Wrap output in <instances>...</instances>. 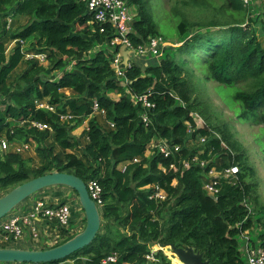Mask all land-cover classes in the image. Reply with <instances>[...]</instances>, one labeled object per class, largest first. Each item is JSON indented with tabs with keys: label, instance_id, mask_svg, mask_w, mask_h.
I'll list each match as a JSON object with an SVG mask.
<instances>
[{
	"label": "trees",
	"instance_id": "16d2710c",
	"mask_svg": "<svg viewBox=\"0 0 264 264\" xmlns=\"http://www.w3.org/2000/svg\"><path fill=\"white\" fill-rule=\"evenodd\" d=\"M125 1L137 8L128 35L135 47L164 37L150 0ZM258 3L264 0L248 5L243 0H180L194 11L172 9L178 20L177 42H171L178 43L176 50H165L160 61H130L122 77L112 66L122 48L111 45L115 30L107 24L102 33L86 1L0 0V143L33 142L41 158L36 167L21 153L0 151V193L53 171L76 175L86 184L96 180L102 187V226L94 242L43 264H102L112 254L118 256L114 264H173L161 251L157 263H148L147 255L158 244L194 247L210 264H247L238 240L245 231L264 248L258 170L232 127L214 118L209 104L197 96L195 85L202 79L220 83L228 91L224 99L237 106V118L254 120L264 134V47L257 34V26L264 30V15L248 13ZM210 10L215 20L205 16ZM10 17L28 20L10 33ZM7 38L27 46L18 43L8 51ZM29 51L45 53L46 64L25 61ZM143 95L153 108L134 100ZM94 101L103 121L114 128L103 126ZM64 115L71 118L64 120ZM197 116L205 121L202 127ZM39 122L48 128L34 126ZM85 122L89 142L83 145L73 132ZM160 145H166L169 156ZM123 163H128L124 170L119 168ZM233 166L239 167L236 183L222 181L210 195L205 188L210 172ZM159 189L165 198H151Z\"/></svg>",
	"mask_w": 264,
	"mask_h": 264
},
{
	"label": "built area",
	"instance_id": "2783aa9c",
	"mask_svg": "<svg viewBox=\"0 0 264 264\" xmlns=\"http://www.w3.org/2000/svg\"><path fill=\"white\" fill-rule=\"evenodd\" d=\"M86 1L88 5V9L90 12L94 14L95 22L101 25V32H105V25L109 24L115 30V37L111 42L112 46L122 45L126 46L128 50H131L132 53L136 57H143L147 59H156L160 61L164 56L165 50L169 47L168 43L162 37L150 38L149 41L138 47H135L133 43L130 41L128 35L132 32V22L136 18V15L133 10V6L129 5L125 0H83ZM253 0H243L245 5H248ZM262 1V0H256ZM22 45H24V41H19ZM172 44V43H170ZM31 59L39 60L41 63L46 61V54L36 53L29 55ZM130 63V62H129ZM129 65V64H128ZM113 68L116 70L119 76L124 77L123 70V60L121 54H117L112 63ZM140 101L147 108H153L155 106L154 103L149 101L148 95H143L138 97ZM38 106L41 107H49V105L40 104ZM94 113L101 112L99 111L98 104L94 101ZM102 113V112H101ZM103 114V113H102ZM64 120H69L71 118L70 115H64L62 117ZM143 120L145 123H149V115L145 114L143 116ZM39 129H47L48 126L43 124L42 122L34 123ZM160 150L165 154V156H169L170 152L166 148V145H160ZM9 145L5 139L1 140L0 143V151L3 152L8 150ZM230 170V174L233 177H229L228 174L224 175L223 171ZM239 167L233 166L228 169H225L221 172L217 173V182L212 181L210 185H205L207 192L210 195H215L219 189L217 188L219 184H221V178L227 180L231 183H236L235 174L238 173ZM210 182V181H209ZM208 182V183H209ZM207 183V184H208ZM90 196L96 202L99 209H102L104 205V200L102 198V187L99 182L96 180H91L87 184ZM161 189L157 190L156 193L151 198L159 199L165 198L159 197L158 193ZM164 192V191H163ZM250 211H252V207H249ZM47 219L49 221H53L57 223L59 226L63 228H68L72 221V208L70 204H59V205H48L43 199L36 201L29 213L24 214H12L11 216L0 221V241L7 243H17L23 240L24 233L28 228L35 233V219ZM239 240V251L245 257V261L247 264H264V248H262L257 241H252L248 232L240 234L238 237ZM162 247H154L151 249L150 253L147 255V260L153 262L156 260L157 252ZM118 256L116 254H112L106 257L102 264H114L117 262ZM17 264V263H13Z\"/></svg>",
	"mask_w": 264,
	"mask_h": 264
},
{
	"label": "rangeland",
	"instance_id": "374dc122",
	"mask_svg": "<svg viewBox=\"0 0 264 264\" xmlns=\"http://www.w3.org/2000/svg\"><path fill=\"white\" fill-rule=\"evenodd\" d=\"M253 6L254 7H252L251 9L248 8L249 14H251L254 17L256 15H264V5H259V3H258L256 5L254 4ZM173 8H177L179 10V12H181V13L182 12L185 13L187 10L188 11H194V8L183 7L180 4V0H150V2H149V9L155 15L156 22L158 23V25L160 27L161 34L164 36L163 38L167 42H170V43L171 42L172 43L177 42L175 39L177 36L176 35V26L178 24V20L173 18V15H172V9ZM133 10H134V13L137 17L138 14H137L136 6H133ZM212 13H213V10H210L205 14V16L209 20H215L216 18L212 16ZM193 14L195 15V13H193ZM202 19H205V18L202 17ZM27 20L28 19H26V18H23L22 20L21 19H14V22H10V19H8L6 29L8 31H10V33L11 32L13 33L14 30H16L21 25L25 24L27 22ZM9 24H11L10 28H9ZM213 29L215 31H219L220 28H213ZM257 34H258V37H259V39H260V41L264 47V30L260 26H257ZM9 40H11V39H9ZM170 43H168L167 46L169 47V49L173 53V51H175L176 48L178 47V43L177 44H170ZM16 44H17L16 40H15V42L14 41L8 42V51H11L16 46ZM26 46H27V43H25L24 47H26ZM179 46H180V44H179ZM72 65H73V63L68 67V69H71ZM23 66H24V64L22 63V67L17 69V73L18 72L20 73L23 70L22 69ZM196 71H197V69H195V72ZM58 73H60V72H58ZM196 73L198 74L199 77L203 78V76L200 73H198V72H196ZM14 76H15V74H14ZM122 80L124 81V78ZM195 85L197 87V96L201 100H204L209 104V106L211 108V112H212V114H214L213 117L218 119L221 122H227L232 127L233 131L236 133L237 139L246 148V150L250 156L251 163L258 170L259 176L261 178V182H262L261 188H260V194H261V198H262L261 203L264 204V134L261 131L262 126L254 123V120L246 121V120H242V119L237 118V115H236L237 106L230 104V103H232V101L230 103H228L226 101V99H224L225 97H227L228 91H226V89L221 87L220 83L215 82L213 80H203L202 79L200 81L196 80ZM112 97L118 98V96L116 94H113ZM38 105H40V104H38ZM196 122H197L198 127H202L205 123L204 119L200 118L199 116L196 117ZM77 135L80 136V133H77ZM192 144L194 145L195 141H193ZM223 172H224V175L228 174L229 177H233L232 174H230V170H226ZM210 176H211L210 182L208 184H205V185H210L212 181L217 182L216 177L218 175L214 170H212L210 172ZM220 180L223 181L224 178L222 177ZM54 189H56V188H54ZM54 189L51 188L48 191H54ZM68 191H70V190H68ZM7 192L8 191L0 193V197L5 195ZM42 195H43V193L42 194H36L34 196L38 197V196H42ZM158 196L159 197L165 196V193L163 192V190L159 191ZM64 197H65L64 201L68 202V204L70 203L72 209L79 215V217L76 219V222H79L81 225H83L85 227V222L83 221L81 223V221L84 220V218H85V214H84V212H83V210L79 204V199H78L77 195L72 190L69 193H67L66 195H64ZM64 197H62V199H59L58 201H63ZM23 204H25V203H23ZM13 211L8 216H6L5 218L11 216L12 214H15L17 210L14 209ZM78 226L79 225L74 226L73 228H71L69 230V232L75 233L76 231H78L80 229V228H77V229L75 228ZM254 228H255V226H254ZM38 232L40 233L39 230H38ZM250 233H254V231H250ZM45 236L46 235H40L41 239L39 240V242L38 243H36V242L32 243L31 248L41 249V248H43V246H46L48 248V247L54 246L55 244H57L61 241V240H54V239H49V238L44 239ZM23 239L25 240L24 236H23ZM27 240L28 239H26L25 241H19V242L14 243V244L13 243H11V244H1L0 243V247L1 246H8V247L21 248L27 244L26 243ZM158 246L162 247L159 244L157 245V247ZM153 247H156V246H153ZM159 251L164 253L167 256V258L173 264H179V262H178L179 259L176 256L172 255L171 250L169 248L162 247V249L160 248L158 250V252ZM176 259H178V260L175 261ZM70 263H72V262H70Z\"/></svg>",
	"mask_w": 264,
	"mask_h": 264
},
{
	"label": "water",
	"instance_id": "95a60500",
	"mask_svg": "<svg viewBox=\"0 0 264 264\" xmlns=\"http://www.w3.org/2000/svg\"><path fill=\"white\" fill-rule=\"evenodd\" d=\"M124 66H128L132 51L126 46L121 48ZM65 186L76 191L80 206L84 210L86 224L82 231L64 243L49 249H26L17 247H0V263L43 264L66 259L72 254L90 246L102 226L101 209L90 196L87 184L76 175L53 171L24 182L0 197V221L30 197L47 188ZM171 250L183 264H210L205 253L194 247L175 245L165 246Z\"/></svg>",
	"mask_w": 264,
	"mask_h": 264
},
{
	"label": "crops",
	"instance_id": "0c3cea01",
	"mask_svg": "<svg viewBox=\"0 0 264 264\" xmlns=\"http://www.w3.org/2000/svg\"><path fill=\"white\" fill-rule=\"evenodd\" d=\"M8 19H10V22H14V19H13V17H10V18H8ZM7 19V20H8ZM18 19H23V17H21V18H18ZM12 24V23H11ZM11 24H9V28L11 27ZM10 38H7V40H6V44H7V47H8V42H10V41H14L15 42V40H13V39H11V40H9ZM16 42H17V44L18 43H20V42H18L17 40H16ZM17 44H16V46H17ZM15 46V47H16ZM23 46H25V42H24V45ZM14 47V48H15ZM37 52H32V51H29V53H27L26 55H25V61H28V60H30L31 58L29 57V55H32V54H36ZM39 53V52H38ZM43 54H45V53H43ZM47 56V55H46ZM142 58H140V57H136L134 54H132V58L130 59V61L131 62H133V63H137L139 60H141ZM146 59V61H148L147 60V58H145ZM47 60V59H46ZM122 60H124L123 59V57H122ZM155 60V59H154ZM39 61V60H38ZM40 63H41V61H39ZM44 63V62H43ZM45 64H46V62H45ZM144 65L145 66H147V62H144ZM25 66V65H24ZM24 66H23V68H24ZM21 67H22V65H21ZM20 67V68H21ZM65 92H66V94L67 95H69L71 92H70V90H65ZM96 115H99L100 117H99V119L101 120V122L103 123V126L105 127V128H114V126L113 125H111L109 122H107V121H103V118H101V117H104L103 115L104 114H102L101 112H98V113H96ZM87 130H88V124H87V122H85L82 126H80L79 128H77L74 132H73V135H75V136H77V137H80L81 138V142H82V144L83 145H86V144H88V142H89V139H88V136H87V134H86V132H87ZM77 133H80V136L79 135H77ZM52 141V140H51ZM158 142H155L152 146H151V149L147 152V156L148 157H150V156H152L153 155V151H154V149L158 146ZM8 150L9 151H15V152H17V153H21V155H24L25 157H27V158H32L34 161H33V163H34V165H36V167L37 166H40L41 165V158H40V156H39V154H38V151H37V148H36V144L35 143H29V144H17V143H15V144H12L9 148H8ZM12 151V152H13ZM57 152L59 151L58 149L56 150ZM77 153L79 154V155H81V151H77ZM128 165V163H123V164H121L120 166H119V168L120 169H122V170H124L125 168H126V166ZM223 181H226V180H223ZM54 188H56V189H54ZM51 188H47V189H44L43 191H41V192H38L37 194H42L43 193V195L42 196H32V197H30L29 199H27V200H25L23 203H25V204H23V203H21L15 210H17L16 211V213L15 214H24V213H29L30 212V210H31V208H32V206H33V204L36 202V201H38V200H41V199H43L48 205H59V204H62V202H64V203H67L68 204V202H65L64 200H65V197H64V195H66L67 193H69L70 191H72V189L71 188H69V187H65V186H57V187H53V189H54V191H48V190H50ZM68 190H70V191H68ZM36 195V194H35ZM62 197H64L63 198V201H58L59 199H62ZM58 201V202H57ZM70 204V203H69ZM80 204V203H79ZM71 206V205H70ZM72 208V207H71ZM82 208V207H81ZM83 210V209H82ZM14 212V211H13ZM83 212H84V210H83ZM85 214V213H84ZM79 217V215L72 209V221H71V224H70V226L68 227V228H63V227H61V226H59L57 223H55V222H53V221H49V220H47V219H42V218H40V219H35V233H33L31 230H30V228H28L27 227V229H26V231H25V233H24V237H25V240L26 239H28L27 240V244L26 245H24V247H21V248H26V249H33V248H31V246H32V243H34V242H36V243H38L39 242V240L41 239V237H40V235H46L45 237H44V239H47V238H49V239H54V240H61V241H63V240H65L66 238H68L69 236H71L72 234H76V233H79L80 231H82L83 230V228H84V226L83 225H81L79 222H76V219ZM84 220H85V218H84ZM84 220H82L81 221V223L84 221ZM77 225H79L78 227H75L76 229L77 228H80L78 231H76L75 233H70L69 232V230L71 229V228H73L74 226H77ZM38 230L40 231V233L38 232ZM255 230V232L257 233H259V231H260V229H258V228H255L254 229ZM257 230V231H256ZM24 239L22 240V241H25ZM60 241V242H61ZM41 242V241H40ZM0 243L1 244H11V243H7V242H1L0 241ZM15 242H13V244H14ZM56 245V244H55ZM156 246V248H157V245H155ZM43 247H46V246H43ZM152 248H154V247H152ZM151 248V249H152ZM241 255H242V253H241ZM242 257L245 259V257L242 255ZM148 261V263H157L158 262V258L156 257V260L155 261H153V262H150L149 260H147Z\"/></svg>",
	"mask_w": 264,
	"mask_h": 264
},
{
	"label": "bare ground",
	"instance_id": "6f19581e",
	"mask_svg": "<svg viewBox=\"0 0 264 264\" xmlns=\"http://www.w3.org/2000/svg\"><path fill=\"white\" fill-rule=\"evenodd\" d=\"M173 255V254H172ZM178 259H176L175 261H177ZM178 262H179V264H183V263H181L179 260H178Z\"/></svg>",
	"mask_w": 264,
	"mask_h": 264
}]
</instances>
